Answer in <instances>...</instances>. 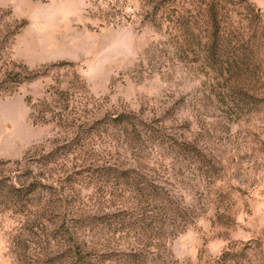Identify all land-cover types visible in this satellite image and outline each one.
<instances>
[{
  "label": "rangeland",
  "instance_id": "374dc122",
  "mask_svg": "<svg viewBox=\"0 0 264 264\" xmlns=\"http://www.w3.org/2000/svg\"><path fill=\"white\" fill-rule=\"evenodd\" d=\"M0 264H264L250 0H0Z\"/></svg>",
  "mask_w": 264,
  "mask_h": 264
},
{
  "label": "crops",
  "instance_id": "0c3cea01",
  "mask_svg": "<svg viewBox=\"0 0 264 264\" xmlns=\"http://www.w3.org/2000/svg\"><path fill=\"white\" fill-rule=\"evenodd\" d=\"M256 8L260 10L261 16L264 19V0H250Z\"/></svg>",
  "mask_w": 264,
  "mask_h": 264
},
{
  "label": "trees",
  "instance_id": "16d2710c",
  "mask_svg": "<svg viewBox=\"0 0 264 264\" xmlns=\"http://www.w3.org/2000/svg\"><path fill=\"white\" fill-rule=\"evenodd\" d=\"M31 74V73H30ZM30 78V77H29ZM31 78H34V75H33V77H31ZM124 121H126L127 122V119L126 118H123L122 119V122H124Z\"/></svg>",
  "mask_w": 264,
  "mask_h": 264
}]
</instances>
